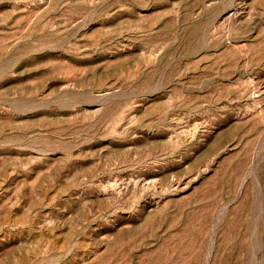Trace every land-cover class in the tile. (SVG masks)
Segmentation results:
<instances>
[{"label":"rangeland","instance_id":"1","mask_svg":"<svg viewBox=\"0 0 264 264\" xmlns=\"http://www.w3.org/2000/svg\"><path fill=\"white\" fill-rule=\"evenodd\" d=\"M0 264H264V0H0Z\"/></svg>","mask_w":264,"mask_h":264}]
</instances>
